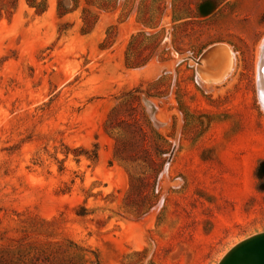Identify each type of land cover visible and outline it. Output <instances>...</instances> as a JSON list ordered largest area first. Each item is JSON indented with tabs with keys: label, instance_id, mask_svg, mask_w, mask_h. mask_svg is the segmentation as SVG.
I'll list each match as a JSON object with an SVG mask.
<instances>
[{
	"label": "rangeland",
	"instance_id": "374dc122",
	"mask_svg": "<svg viewBox=\"0 0 264 264\" xmlns=\"http://www.w3.org/2000/svg\"><path fill=\"white\" fill-rule=\"evenodd\" d=\"M77 5L18 0L0 16V264H219L264 233V0ZM139 32L129 62L153 53L133 66ZM135 89L134 115L164 138L137 145L168 149L141 217L150 198L112 161L107 130Z\"/></svg>",
	"mask_w": 264,
	"mask_h": 264
},
{
	"label": "trees",
	"instance_id": "16d2710c",
	"mask_svg": "<svg viewBox=\"0 0 264 264\" xmlns=\"http://www.w3.org/2000/svg\"><path fill=\"white\" fill-rule=\"evenodd\" d=\"M18 0H0V16L3 12L9 14L16 8ZM74 7L69 9L67 7L68 2L66 0H58V11L60 15H64L68 12H70L72 9L76 8L78 5V0H73ZM87 3H90V0H86ZM26 3L35 9L36 13L42 14L47 10L48 7V0H26ZM97 6L101 9L106 8V6L102 3H98ZM85 11V10H84ZM87 12V11H86ZM97 17L95 16V19L90 22L89 19L85 20V31H89L93 24H95ZM148 26L151 25V28L157 27V24H147ZM144 32H139L138 35L133 36L128 47V63L130 65H144L148 62V60L152 57L153 51L150 53L149 56L143 58L141 62L138 64H133L129 62V54L133 50V46L135 44V41L137 38L141 35H144ZM151 36L157 38L159 36V33H154ZM165 53V52H162ZM200 54V52L198 53ZM197 54V55H198ZM135 93H138V89H135L134 91H129L126 93L127 99L124 100L120 105L115 106L112 108V111L108 117V132L114 137L115 139V145H114V151H113V157L112 161L119 162L128 173L130 184H131V190H136L141 195H145L150 198L149 202L146 204H142L138 206V210H136V215L138 217H141L144 215L148 209L153 204V198L156 197L155 194V185L157 182V177L160 173L163 160L161 158L162 154L166 153L168 149L164 148L161 144H155L152 148L150 147H144L139 144L137 145V138L136 135L138 134V141L141 139H147L151 136L150 133H152L156 138L159 140H163V136L155 131V128L153 127L152 121L147 118L145 115V110L142 109V115H144L145 119L141 120L140 114L138 112V116L136 117L134 113L139 110L140 106V99L138 98V95H135ZM158 97L157 94H148L147 95V101L149 98H155ZM153 103V102H152ZM129 105L131 106V110L127 114H125V118L119 120L116 124H112L109 128V124L113 118H116V116L123 111V115L125 113V109L122 110V105ZM124 105V107H125ZM153 109L154 112L156 110L155 104L153 103ZM134 115V116H133ZM130 120V121H129ZM127 136L129 138H133L132 142L122 144L121 143V136ZM166 141V140H165ZM144 147V148H143ZM84 151V150H83ZM86 157L91 160L93 163H96L98 160V148L95 146V149L93 151L85 150ZM78 155V154H76ZM143 166H149L153 167V170H151V174L153 175V182L151 184V188L149 187L150 181L147 180L148 178L145 177L146 170L143 169ZM155 166V167H154ZM135 169H138V172L135 171ZM85 209V208H83ZM86 211V210H85ZM87 212H83L81 215H85Z\"/></svg>",
	"mask_w": 264,
	"mask_h": 264
},
{
	"label": "water",
	"instance_id": "95a60500",
	"mask_svg": "<svg viewBox=\"0 0 264 264\" xmlns=\"http://www.w3.org/2000/svg\"><path fill=\"white\" fill-rule=\"evenodd\" d=\"M167 167L168 165L165 169ZM219 264H264V233L252 236L235 245Z\"/></svg>",
	"mask_w": 264,
	"mask_h": 264
},
{
	"label": "bare ground",
	"instance_id": "6f19581e",
	"mask_svg": "<svg viewBox=\"0 0 264 264\" xmlns=\"http://www.w3.org/2000/svg\"><path fill=\"white\" fill-rule=\"evenodd\" d=\"M261 55H262V56H261L262 58H260V59H261L260 64H261V66H264V45H263V52H262ZM260 64H259V66H260ZM259 68H260V67H259ZM258 70H259V69H258ZM258 73H259V71H258ZM258 76H259V74H258ZM259 78H260V77H259ZM258 80H259V79H258ZM258 80H257V81H258ZM258 83H259V81H258ZM259 84H260V83H259ZM259 88H260V87H259ZM259 88H258V89H259ZM260 94H261V93H260ZM260 94H259V95H260ZM261 95H262V94H261ZM259 97H260V96H259ZM261 98H262V97H261ZM261 98H260V99H261ZM262 99H263V98H262ZM262 102H263V101H262Z\"/></svg>",
	"mask_w": 264,
	"mask_h": 264
}]
</instances>
